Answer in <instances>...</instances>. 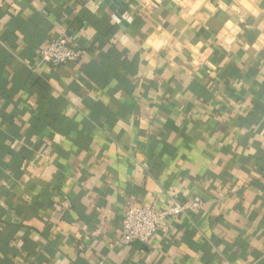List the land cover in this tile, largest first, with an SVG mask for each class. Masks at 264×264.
<instances>
[{
    "label": "crops",
    "instance_id": "0c3cea01",
    "mask_svg": "<svg viewBox=\"0 0 264 264\" xmlns=\"http://www.w3.org/2000/svg\"><path fill=\"white\" fill-rule=\"evenodd\" d=\"M0 264H264V0H0Z\"/></svg>",
    "mask_w": 264,
    "mask_h": 264
},
{
    "label": "built area",
    "instance_id": "2783aa9c",
    "mask_svg": "<svg viewBox=\"0 0 264 264\" xmlns=\"http://www.w3.org/2000/svg\"><path fill=\"white\" fill-rule=\"evenodd\" d=\"M80 57L81 53L73 45V37L67 34L55 38L40 52L41 64L51 68L77 63ZM202 207L203 202L199 198H195L193 204L187 206L177 195L171 197V206L165 210L127 203L121 224L120 244L148 243L157 233L167 235L173 220Z\"/></svg>",
    "mask_w": 264,
    "mask_h": 264
}]
</instances>
